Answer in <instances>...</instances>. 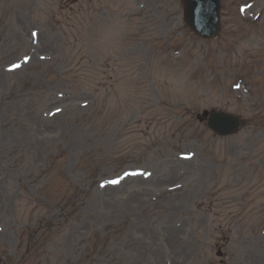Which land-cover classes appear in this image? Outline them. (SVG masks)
I'll return each mask as SVG.
<instances>
[{
	"label": "rangeland",
	"instance_id": "374dc122",
	"mask_svg": "<svg viewBox=\"0 0 264 264\" xmlns=\"http://www.w3.org/2000/svg\"><path fill=\"white\" fill-rule=\"evenodd\" d=\"M143 1L0 0L3 264H264V93L212 72L231 51L264 59V0H223L216 41L178 0ZM211 107L242 131L213 138L193 119Z\"/></svg>",
	"mask_w": 264,
	"mask_h": 264
},
{
	"label": "water",
	"instance_id": "95a60500",
	"mask_svg": "<svg viewBox=\"0 0 264 264\" xmlns=\"http://www.w3.org/2000/svg\"><path fill=\"white\" fill-rule=\"evenodd\" d=\"M189 3V1L187 2ZM188 11H189V8H188ZM219 126H217L216 124H214V128H217L218 129Z\"/></svg>",
	"mask_w": 264,
	"mask_h": 264
}]
</instances>
